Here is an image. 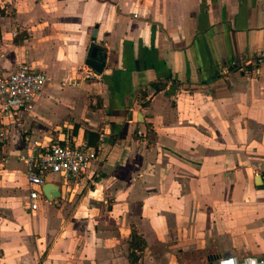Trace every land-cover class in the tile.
I'll return each mask as SVG.
<instances>
[{
  "label": "crops",
  "instance_id": "crops-1",
  "mask_svg": "<svg viewBox=\"0 0 264 264\" xmlns=\"http://www.w3.org/2000/svg\"><path fill=\"white\" fill-rule=\"evenodd\" d=\"M22 63L48 81L0 143V264H137L134 230L138 264L264 259V0H0V71ZM53 143L94 158L31 211L20 157Z\"/></svg>",
  "mask_w": 264,
  "mask_h": 264
},
{
  "label": "built area",
  "instance_id": "built-area-1",
  "mask_svg": "<svg viewBox=\"0 0 264 264\" xmlns=\"http://www.w3.org/2000/svg\"><path fill=\"white\" fill-rule=\"evenodd\" d=\"M82 81L97 79L99 75L84 64L78 68ZM48 81L47 75L22 63L10 73L0 71V143L7 138L10 124L20 125L22 118L30 113L37 97ZM76 85V82H67ZM94 150L87 144L77 146L53 143L37 145L28 150L20 160L25 166V176L31 189L28 194L29 209L35 211L42 197L41 188L48 183L50 175H60L65 184H70L86 175ZM214 264H264V259L245 257L241 260L230 254L220 256Z\"/></svg>",
  "mask_w": 264,
  "mask_h": 264
},
{
  "label": "water",
  "instance_id": "water-1",
  "mask_svg": "<svg viewBox=\"0 0 264 264\" xmlns=\"http://www.w3.org/2000/svg\"><path fill=\"white\" fill-rule=\"evenodd\" d=\"M97 28L98 25L95 26V30L93 32V42L90 44L85 60V64L92 68L95 72L101 74L103 72L104 66H105V57H101V52L99 46L95 44V39L97 36ZM256 182L259 188L264 189V185H261V176L256 177ZM42 192L45 198L49 201H53L57 198H60L61 192L57 185L52 183H46L42 187ZM217 260L216 256L208 255L206 257V262L204 264H214Z\"/></svg>",
  "mask_w": 264,
  "mask_h": 264
},
{
  "label": "trees",
  "instance_id": "trees-1",
  "mask_svg": "<svg viewBox=\"0 0 264 264\" xmlns=\"http://www.w3.org/2000/svg\"><path fill=\"white\" fill-rule=\"evenodd\" d=\"M163 88L162 85L157 87V91L161 90ZM86 141L89 143V145L97 147L99 143L100 134L93 131H87L86 132ZM130 258L132 262L139 261V257L141 253L143 252L145 248V241L144 239L137 234V232L134 230L131 234V240H130ZM137 251L138 254L135 253Z\"/></svg>",
  "mask_w": 264,
  "mask_h": 264
},
{
  "label": "rangeland",
  "instance_id": "rangeland-1",
  "mask_svg": "<svg viewBox=\"0 0 264 264\" xmlns=\"http://www.w3.org/2000/svg\"><path fill=\"white\" fill-rule=\"evenodd\" d=\"M12 160V158H10Z\"/></svg>",
  "mask_w": 264,
  "mask_h": 264
}]
</instances>
